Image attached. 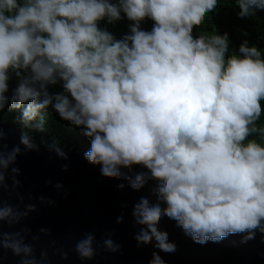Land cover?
<instances>
[{"label":"clouds","instance_id":"obj_1","mask_svg":"<svg viewBox=\"0 0 264 264\" xmlns=\"http://www.w3.org/2000/svg\"><path fill=\"white\" fill-rule=\"evenodd\" d=\"M236 3L241 17L264 11V0ZM216 7L217 0H0V111L21 109L24 126L44 131L40 114L51 108L88 139L84 157L103 176L134 190L154 180L157 198L141 197L132 215L142 226L137 241L153 239L163 252L176 249L158 227L165 216L200 244L264 232V127L255 123L264 111V55L244 42L242 55L226 58L227 34L193 35ZM122 18L132 23L121 39L99 26ZM146 18L150 31L141 27ZM57 84L62 91L50 92ZM257 132L259 141L248 139ZM21 143L36 148L27 133ZM19 151H0L5 191L9 172L13 187L19 183L11 167ZM133 165L147 171H121ZM26 214L0 203V221ZM93 245L89 233L75 251L91 259ZM104 245L119 249L111 239ZM0 247L37 264L19 232L0 233ZM149 264L166 262L154 252Z\"/></svg>","mask_w":264,"mask_h":264},{"label":"water","instance_id":"obj_2","mask_svg":"<svg viewBox=\"0 0 264 264\" xmlns=\"http://www.w3.org/2000/svg\"><path fill=\"white\" fill-rule=\"evenodd\" d=\"M22 135L16 125L0 121V151L20 149L11 165L18 169L15 179L19 183L13 187L9 172V189L0 188V203L27 213L11 224L0 221V233H21L33 247L37 264H149L154 252L166 264H264V232H255L254 238L247 241L243 239L247 233H238L200 244L174 220L162 218L158 227L167 231L175 251H161L153 239L138 242L136 235L142 226L132 215L133 207L141 197L150 201L157 198L155 184L146 180L142 188L134 190L126 179L103 176L100 166L84 157L90 145L59 149L65 159L57 149L26 147L21 143ZM132 169L121 171L134 177ZM58 184L62 188H57ZM89 233L94 236L96 254L82 260L75 245ZM105 239H111L119 249H107ZM22 259L0 247V264H21Z\"/></svg>","mask_w":264,"mask_h":264},{"label":"trees","instance_id":"obj_3","mask_svg":"<svg viewBox=\"0 0 264 264\" xmlns=\"http://www.w3.org/2000/svg\"><path fill=\"white\" fill-rule=\"evenodd\" d=\"M239 12L240 8L236 0H217V7L213 11L206 13L199 23L193 25V35L200 34L209 37L227 34L228 52L226 53V58L233 54L242 55L239 53V47L244 42H247L249 47H257L264 55V11L256 10L254 15L245 17L239 16ZM131 23L126 18H122L112 24L100 21L99 26L107 28L116 39H121L124 34L128 33L129 24ZM153 23L152 20L146 18L141 23V27L150 31ZM17 83V78L13 75L9 81V92L7 95L11 96L12 89L16 87ZM49 91L52 93L60 92L62 88L57 84L50 86ZM261 107L264 109V100L261 101ZM20 115L21 109H13L10 106H6L0 111V121L14 124L19 129H22L23 134L27 133L36 148L42 147L47 150H53L63 149L67 146L84 147L89 145L88 139L81 134L80 129L62 120L51 108L48 109L46 115L44 113L40 114L44 116V131L24 126L20 121ZM255 123L258 128L264 127V111H262L260 118ZM259 136V132L253 133L248 139L259 141ZM132 167L134 174L147 171L143 166L133 165ZM148 181L155 184L154 180ZM163 218L168 217L165 216ZM255 232L260 231L255 230Z\"/></svg>","mask_w":264,"mask_h":264}]
</instances>
